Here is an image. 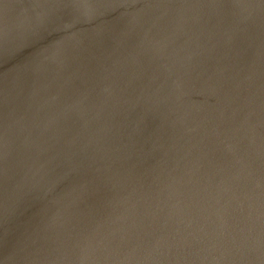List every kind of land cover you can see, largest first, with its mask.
Masks as SVG:
<instances>
[{
	"label": "bare ground",
	"instance_id": "6f19581e",
	"mask_svg": "<svg viewBox=\"0 0 264 264\" xmlns=\"http://www.w3.org/2000/svg\"><path fill=\"white\" fill-rule=\"evenodd\" d=\"M224 22L239 38L240 21ZM255 33L256 67L246 73L217 70L231 40L169 50L163 72L134 67L146 84L92 109L103 118L93 129L83 107L64 106L75 94L60 92L62 79L83 71L72 66L77 48L46 51L45 67L37 55L41 82L20 86V141L0 152L6 159L20 144V252L4 243V206L0 264H264V26ZM171 72L186 91H171ZM84 126L87 139L75 140Z\"/></svg>",
	"mask_w": 264,
	"mask_h": 264
},
{
	"label": "water",
	"instance_id": "95a60500",
	"mask_svg": "<svg viewBox=\"0 0 264 264\" xmlns=\"http://www.w3.org/2000/svg\"><path fill=\"white\" fill-rule=\"evenodd\" d=\"M148 5L155 6L154 10ZM138 8L144 9L140 16ZM161 15L163 19H159ZM226 19L240 21L239 38L229 37ZM261 25L264 26V0H0V152L10 138L19 135L16 143L20 141V86L27 88L41 82L44 72L40 67L31 68L37 55L39 64L44 60L45 67L54 49L77 48L72 66L80 64L83 71L66 80L61 78L60 92L69 97L75 94V100H65L64 106L83 107L85 114L80 117L88 119L93 129L103 118L93 116L92 109L109 100L117 104L116 93H139L147 81L143 71L137 75L133 68L147 61L157 73L163 72L169 50L173 54L231 40L236 46L217 70L239 64L243 65V73L250 71L257 61L255 40L250 37L256 36L254 26ZM259 59L264 60V47ZM173 60L185 59L180 56ZM181 65L178 73L182 76L187 71L186 65ZM204 73L201 78L207 77ZM179 75L171 72V91H186L188 83ZM86 128L74 129L75 140L87 139ZM6 152L8 166L0 153V209L9 206L7 223L2 226L12 235L5 236L4 243L17 242L20 252V144ZM255 205V199L249 200L247 210Z\"/></svg>",
	"mask_w": 264,
	"mask_h": 264
}]
</instances>
